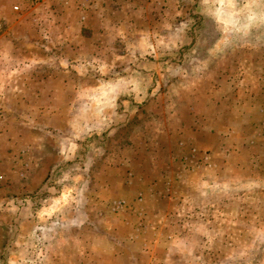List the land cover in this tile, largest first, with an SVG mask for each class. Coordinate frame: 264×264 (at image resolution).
<instances>
[{
    "label": "rangeland",
    "instance_id": "obj_1",
    "mask_svg": "<svg viewBox=\"0 0 264 264\" xmlns=\"http://www.w3.org/2000/svg\"><path fill=\"white\" fill-rule=\"evenodd\" d=\"M21 70L0 264H264V0H0V72Z\"/></svg>",
    "mask_w": 264,
    "mask_h": 264
},
{
    "label": "crops",
    "instance_id": "obj_2",
    "mask_svg": "<svg viewBox=\"0 0 264 264\" xmlns=\"http://www.w3.org/2000/svg\"><path fill=\"white\" fill-rule=\"evenodd\" d=\"M65 1H67V0H65ZM84 2H85V0H84ZM85 5H83L81 8H83V7H85L86 9L84 10V11H87V12H90V10L93 8V7H89L88 6V3H84ZM87 5V6H86ZM64 6V7H63ZM62 7L64 8V9H66V5H64V4H62ZM96 7H98V6H96ZM88 9H90L89 11H88ZM35 20H36V18H34ZM97 24V26L98 25H101V23L100 22H96ZM99 23V24H98ZM82 24V23H81ZM130 24V23H129ZM131 26H132V24H130ZM128 27H129V25H128ZM22 63H24V62H22ZM19 64H20V62H19ZM30 70H27V72H24V70H21L20 71V74H19V72H14V73H7V74H4V72H0V97H1V102H3V101H5V97L6 96H4V94H10V93H12L13 91H17V90H19V89H21L22 91H27V90H29V85L28 84H32V81H33V79H32V77H33V74H32V71L31 72H29ZM23 72V73H22ZM10 74H12V75H10ZM13 76V75H16L17 76V78L19 77V79H20V86H19V88H14V85L12 84V83H7V77L8 76ZM54 76L53 75H51V76H49V78H53ZM2 79V80H1ZM47 86H49V90H48V92H61V91H66V89L68 90V86H66V84L65 85H62V84H59V85H57V86H54V85H50V84H48V85H45L44 87H47ZM43 87V85L41 84V83H39V85L36 87V89L37 90H39L40 89V91L42 92L43 90L41 89ZM31 90V89H30ZM218 108H219V106H217ZM225 111L224 112H226L227 111V108H223ZM224 116H227V115H224ZM225 133V137H224V142L226 143L229 139H231V138H233V137H235V136H233V135H235V133H236V131L235 130H232V128L230 129V131H228V132H224ZM1 139V138H0ZM24 150H22V154H24ZM220 152H221V154L223 155V160H222V164H223V161H225L224 162V167H226L227 166V164H229V163H234V159H235V155H234V150H233V148L232 147H230V150H225L224 152H222V150H220ZM219 155V154H218ZM218 157H220V156H217V158L215 157V155H214V158H216L217 160H218ZM223 166V165H222ZM207 168L205 169V170H208V171H210V170H214L215 169V165L213 164V162H209V164L206 166ZM217 167L218 168H221V164H219V163H217ZM23 168H24V165H23V167H22V165H21V170H23ZM227 168V167H226ZM215 171V170H214ZM12 172H21V171H18V170H13ZM180 204L181 205H183L184 204V202H183V200L180 202ZM140 224H143V221L140 223ZM133 233H132V231H130V230H128V233H127V241H129V242H132L131 241V239L133 238ZM134 237H136V238H143L144 236L142 235V234H137L136 236H134ZM147 246V243H146V241L144 240L143 241V244H142V247H146Z\"/></svg>",
    "mask_w": 264,
    "mask_h": 264
},
{
    "label": "built area",
    "instance_id": "obj_3",
    "mask_svg": "<svg viewBox=\"0 0 264 264\" xmlns=\"http://www.w3.org/2000/svg\"><path fill=\"white\" fill-rule=\"evenodd\" d=\"M14 9H15V10H18V7H15ZM122 205H123L122 202H121V203L118 202V203L115 204V207H116V208H119V207H122Z\"/></svg>",
    "mask_w": 264,
    "mask_h": 264
}]
</instances>
